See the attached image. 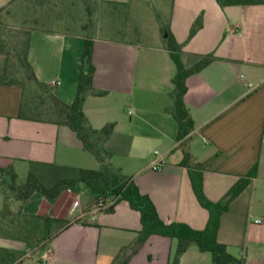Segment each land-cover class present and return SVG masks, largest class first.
Returning a JSON list of instances; mask_svg holds the SVG:
<instances>
[{"label": "crops", "instance_id": "0c3cea01", "mask_svg": "<svg viewBox=\"0 0 264 264\" xmlns=\"http://www.w3.org/2000/svg\"><path fill=\"white\" fill-rule=\"evenodd\" d=\"M154 1L90 0V12L81 4L77 16L71 15L70 0H0V8H4L3 19L30 23L29 61L37 78L52 85L66 103L77 94L86 21L97 19L92 23L97 31L94 86L107 93L88 96L85 112L95 128L115 123L106 142L111 161L151 197L161 219L194 229L206 227L209 211L194 192L188 168L181 165L184 151L176 140L178 123L171 111L177 67L166 46V24L184 44L183 61L188 67L199 63L202 55L214 53L217 59L187 78L185 103L195 128L185 140L186 150L204 165L203 187L212 201L223 199L257 166V176L223 212L218 239L246 264H264V3ZM201 13L203 26L189 39ZM103 19L113 22L103 26ZM114 19H131L127 31ZM133 19H148L152 26L143 30L137 21L133 26ZM6 68V56L0 53V80ZM23 92L20 84L0 82V167L12 165L19 177L29 172L30 161L98 169L99 161L69 126L19 118ZM156 159L166 162L163 169H152ZM64 197L79 200L80 206L74 210L72 201L62 214L52 215L70 223L53 227L44 245L36 246L38 250H27L22 256L14 244L17 238L0 234V247L13 251L8 264L172 262L175 238L152 234L134 250L142 230L141 214L126 200L110 213L97 210L85 191H66L55 205L41 193L25 203L12 199L8 203L12 210L40 215L44 207L53 210ZM6 203L0 191V210ZM179 264L213 261L210 252L193 244Z\"/></svg>", "mask_w": 264, "mask_h": 264}, {"label": "trees", "instance_id": "16d2710c", "mask_svg": "<svg viewBox=\"0 0 264 264\" xmlns=\"http://www.w3.org/2000/svg\"><path fill=\"white\" fill-rule=\"evenodd\" d=\"M90 0L85 1L87 12H90ZM221 6L230 5H253L262 4L264 0H218ZM4 8H0V23H2V13ZM204 15L201 13L194 21L189 39H191L203 26ZM87 26V25H86ZM168 36L166 38L167 49L176 64L177 73L173 78V89L171 94L174 98L172 114L178 123V134L176 140L181 142L180 147L184 151L181 165L189 170L194 192L203 207L209 211V220L204 229H194L184 222L166 223L161 219L157 207L148 194L142 193L133 177L123 173L122 169L116 167L112 161V153L107 149L106 142L113 133L115 123H108L102 128H95L87 116L84 104L88 96H103L107 92L99 90L94 86V75L96 67L93 62L95 41L93 37H85V44L82 57V67L78 78L77 94L72 103L61 100L52 85L41 82L29 61V33L25 40V51L23 55H18L20 71H23V79H15L10 72V59L14 54V44L7 37L5 28H1L0 33V53L7 59L6 73L0 82L7 84H20L23 86V98L19 110V118L52 122L59 125H67L76 132L85 150L91 152L99 161L98 169H89L56 163L30 161L28 175L21 179L12 165L0 167L1 191L5 194L7 203L0 210V234L7 237L12 236L13 229H10L15 222V214L21 210H12L9 199L18 203L27 202L35 193H41L51 205H55L62 194L71 191L78 194L87 192L96 204H102L100 212H113L116 205L126 200L131 207L141 214L142 230L134 245V250L147 240L152 234H160L177 239V249L170 264H179L181 256L193 244L197 245L201 251L210 252L213 264H246L244 258L232 255L227 245L220 242L218 233L221 226V216L225 212L231 201L234 200L257 176V166H254L248 174L227 192L223 199L212 201L207 197L203 187L204 165L195 160L193 155L186 150L185 140L194 131L195 122L185 103V95L188 90L187 78L203 69L213 60L217 59L214 53L202 55L199 63L188 67L183 61L184 44L178 42L173 32L167 25L164 30ZM34 85L35 93L28 99L26 96L27 83ZM23 213V212H22ZM25 214V213H24ZM27 215V214H25ZM29 225L24 229L17 224L18 232L25 234L24 240L28 244H34L30 240L41 231L46 235L45 240L52 235L51 229L67 226L70 222L56 218L52 215H27ZM7 218H10L7 220ZM78 220V219H77ZM10 221V222H9ZM66 224V225H65ZM22 255L23 253L20 252ZM13 251L0 247V264L12 261Z\"/></svg>", "mask_w": 264, "mask_h": 264}, {"label": "rangeland", "instance_id": "374dc122", "mask_svg": "<svg viewBox=\"0 0 264 264\" xmlns=\"http://www.w3.org/2000/svg\"><path fill=\"white\" fill-rule=\"evenodd\" d=\"M86 0H70V5L69 7L71 8V15L72 16H77L79 14V8L81 6V4H86L85 3ZM153 3H156V1L151 0ZM90 2V1H89ZM91 4V2H90ZM86 6V5H85ZM87 10V9H86ZM70 11V9H69ZM88 13V12H87ZM2 19V23H0V33H1V28H5V32L6 35H4L3 37H7L10 41H12V43L14 44V54L12 55L11 59H10V72L11 75L18 80L23 79V71H20V62L19 59L17 58L18 55H23L24 51H25V40L27 39V34L30 31V23H21L19 24L17 20L20 19H6L3 17H1ZM73 21H78L80 19H71ZM97 19H87L86 21V28H84L85 30L83 31L85 34V37L89 36V37H95L97 35V31L96 29L93 28L92 23L93 21H95ZM100 20V19H99ZM113 22L112 19H103V26H105L106 22ZM116 21L117 26L120 27V29L124 30V32L127 31V26L128 23L131 21L128 19H114V22ZM137 21V22H136ZM139 23L141 28L143 30L148 31L149 28H151L152 25H150L148 22V19H133L132 20V24L133 26H135L134 24ZM146 24V27H145ZM167 26V24H166ZM96 28V25H95ZM130 33H133L132 31ZM164 36V35H163ZM19 57V56H18ZM35 93V88L33 83L28 82L27 83V87H26V96L29 98L32 97V94ZM28 172V171H27ZM26 173H20V177L21 179H24L26 177ZM72 201H74L72 199V197H64V199H61L60 202L56 205V208H54L53 210H50V207H44L41 211L40 215H53L56 213L62 214V209L64 207H67L68 205H70V203H72ZM15 219V222L11 225L12 227L10 229H13L15 231H13L12 236H16L17 240L14 241V244L17 245L18 248H21V253H23V255L28 251L31 250H38L36 246H42L44 245V243L42 241L45 240V236L43 235L44 233H42L41 231L37 232L35 235H33L34 237H37L36 240H30L32 241L34 244L29 245L28 244V240L27 242L24 240L25 238V234L24 231L23 232H18L19 229H17V224H20L22 226L21 229H24L25 227H27V225H29L30 223L28 222L30 218L27 217V215H25L24 213L20 212L17 215L15 214V216L13 217ZM10 218H7V220ZM10 222V221H9ZM36 248V249H35ZM22 255V256H23Z\"/></svg>", "mask_w": 264, "mask_h": 264}, {"label": "built area", "instance_id": "2783aa9c", "mask_svg": "<svg viewBox=\"0 0 264 264\" xmlns=\"http://www.w3.org/2000/svg\"><path fill=\"white\" fill-rule=\"evenodd\" d=\"M159 151H155V155H158ZM166 165V162L164 160H159V159H156L154 162H153V165H152V169L153 170H161L163 169V167H165ZM2 187H1V184H0V191H1ZM72 208L74 210H77L78 207L80 206V201L79 200H75L73 203H72ZM101 206H105V205H102V204H94V207L99 210ZM258 222H260V220H258Z\"/></svg>", "mask_w": 264, "mask_h": 264}, {"label": "water", "instance_id": "95a60500", "mask_svg": "<svg viewBox=\"0 0 264 264\" xmlns=\"http://www.w3.org/2000/svg\"><path fill=\"white\" fill-rule=\"evenodd\" d=\"M166 36H168V34L166 33Z\"/></svg>", "mask_w": 264, "mask_h": 264}]
</instances>
